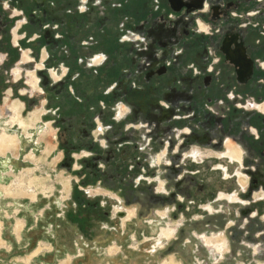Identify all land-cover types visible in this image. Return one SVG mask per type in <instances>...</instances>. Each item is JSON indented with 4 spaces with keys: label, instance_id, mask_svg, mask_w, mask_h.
<instances>
[{
    "label": "rangeland",
    "instance_id": "rangeland-1",
    "mask_svg": "<svg viewBox=\"0 0 264 264\" xmlns=\"http://www.w3.org/2000/svg\"><path fill=\"white\" fill-rule=\"evenodd\" d=\"M6 1H0L1 23L12 28L29 24L32 18L11 15L20 14L21 8L32 11L40 4V19L46 30H50L52 10L59 9L61 3L18 0L9 6ZM161 1L163 7L152 15L154 1L139 0V5L129 10L131 16L122 17L121 21L107 16V12L104 15L96 2L98 23L88 27L89 32L87 28L75 27L66 33L64 24L57 23L54 29L58 31L52 36L57 38L58 47L52 44L46 50L33 42L30 50L35 61L21 65L20 77L14 76L13 69L28 48H18L13 52L18 58L6 62L8 72L1 71L3 84L0 83V96H7L5 103L0 99V264L54 263L52 243L61 252L81 247L75 226L72 233L66 219L89 217L95 222L90 226L92 230L99 227L98 220L113 216H123L125 222L135 216V210L114 208L122 198L149 206L184 198L208 201L221 192L236 193L243 201L241 204L220 199L228 203L235 233L242 234L235 244L264 264V146L253 143L249 129L234 120L244 118L242 109L228 98L226 104L215 109L213 101L202 97L204 106L197 111L193 104L183 103L178 97L166 100L164 93L172 90L167 88L164 78L156 76L150 83L143 79V68L151 59L161 57V50L151 54L147 47L156 36L171 29L180 31L188 23L190 35L183 36L187 43L193 31L200 29V20L213 26L211 10L174 12L168 0ZM81 3L78 2V13L82 11ZM1 23L0 28L5 29ZM141 25L147 29L144 33L139 31ZM175 34L171 32L170 42L175 41ZM136 35L138 39H134ZM45 36L50 38L48 32ZM176 44L177 41L170 48ZM44 52L45 65L37 69L41 88L34 89L35 82L32 80L31 86L28 72L36 70ZM198 53L194 56L200 59L196 70L192 69L193 55L186 56L185 64L192 61L191 74L213 75V50L207 52L206 59ZM200 53L205 54L204 50ZM97 54L106 56L99 65L94 63ZM52 70L60 76L66 71V75L56 81ZM225 72H229L228 66L224 67ZM173 76L170 72V79ZM179 85V81L174 84L178 91ZM18 99L26 106L24 113L13 104ZM14 107L18 110L14 111ZM255 109L249 107L246 112ZM120 111L124 112L122 117ZM165 111L170 112V117L162 120ZM220 112L224 115L223 123L213 122ZM228 140L243 148V165L221 157L227 152ZM164 150L166 154L159 160ZM239 170L244 174V185L239 182ZM158 214L165 215L160 209ZM37 222L38 228L34 229ZM51 224L58 230L55 238ZM156 227L155 233L159 230ZM169 227L176 231L170 224L164 228ZM162 228L159 235L154 234L157 244L174 235H162ZM217 236L218 243H227L223 232ZM117 249L112 246L110 253ZM227 249L226 244L223 254ZM70 262L69 257L60 264Z\"/></svg>",
    "mask_w": 264,
    "mask_h": 264
},
{
    "label": "crops",
    "instance_id": "crops-1",
    "mask_svg": "<svg viewBox=\"0 0 264 264\" xmlns=\"http://www.w3.org/2000/svg\"><path fill=\"white\" fill-rule=\"evenodd\" d=\"M13 1H15L14 4L18 3V0H7L6 2L7 4L9 3L8 5L10 6V2L13 3ZM55 1L61 3L59 6L60 8L52 10L50 14V30H46L43 20L40 19L43 15L42 12H40L42 9L40 4L38 8L34 7L32 11L21 8L22 11L20 14L11 15L12 18L19 17V15L25 17L26 20L32 18V23L28 21L29 24L24 25L21 23V25H16L13 28L11 25H7L1 32L0 59L2 58V60H0V63H2L1 66L3 67L0 68V83L3 84L1 71H7L5 67L7 63L18 58L15 57V54L13 53L16 52L18 48L20 50L23 48L31 49L33 42L39 43L41 47L46 50L49 45L52 44H54L55 47H58L59 42L57 41V38L54 39L52 36L55 31H58L54 29V27H58V25H56L57 23L61 25L64 24L63 27L65 28L66 33L75 30V27L82 29L87 28L86 30L89 32L90 29H88V27L98 23L96 18L99 16V8L94 7L96 2H98V5L102 8L104 15L107 12V16H113L115 20L119 19L120 21V18L122 17H130L131 13L129 10H133L135 5H139V0H87L86 5L88 6L85 7L86 9L84 11L82 9V11L78 13V2L82 0ZM153 1V7H151V11H153L151 12L152 15L157 13V8L160 6L163 7L161 0ZM14 9L18 10L16 7ZM125 10H128L127 15L123 14V11ZM112 11L114 12L113 14H111ZM237 16H244V12L237 13ZM77 17H79V19H77ZM105 23L106 20H104V23L101 26L103 29L106 26ZM223 24L224 23H220L214 28L213 26L210 27L206 25V30L197 29L193 31V36L190 37L187 43L184 41V37L182 39L181 34H179V41L176 44L179 47H169L167 64H181V67L178 68L179 72L184 66L190 68L189 65L192 61L185 64L187 54L190 56L193 55L192 57L195 59L194 56L201 50L211 53L213 50V44L220 38V31ZM235 24H233V26L228 24V27H226L228 29H233ZM17 27H19L20 31L22 30L19 42H21V44L25 43V47L16 44L14 41V29ZM46 31L50 34V38L45 36V33H47ZM175 47L177 50H175ZM171 50L173 53H171ZM15 68L23 70L20 65ZM192 69H197L194 67L193 63ZM258 83L259 80L258 77H256L252 84L237 88L242 90V93H239L238 95L232 93V98L230 99L236 103V106H238L237 108L242 109V105L239 103L238 98H242L244 95L247 96L254 86L258 85ZM11 90L13 91L12 88ZM208 95L213 96V87ZM0 99H2L1 96ZM6 99L7 96H5L1 102L5 103ZM13 104H17L19 111L24 113L26 106L22 104L21 99H18V101ZM203 106L204 104L201 103V108ZM214 111L215 110H213V112ZM249 133L250 135L248 136L253 134L256 135L255 128L251 127ZM240 143L244 144L243 140H241ZM248 143L249 142L247 141V146H249ZM218 197L216 196L215 199L208 201L190 200L185 198L181 200L174 199L160 204L152 203L149 206L135 204L134 202L124 200L121 197L122 199H120L118 204L114 205V208L119 207L125 211L129 209L135 210V216L125 222H123V216H113L104 221L98 220L99 227L97 230H92L90 227L94 225L95 222L89 217L77 218L76 221L74 219L73 221L66 219L65 224L70 227L69 229H71L72 233L75 226L77 238L81 241V247L76 250L67 249L61 252V250L57 249V245L54 247L52 243L51 252L54 253L55 250L52 257L55 262H57L52 264H60L61 260L68 259L69 257L71 258L70 264H169L172 261L176 264H261L260 261H257L254 258L253 253H250L246 248L239 247L238 243L235 244V241L240 240L242 234H239L238 232L235 233L234 223L232 222L233 218L228 210V203L223 202ZM30 201L33 202L32 200ZM207 205H211L214 210L206 208ZM159 209L163 211L165 215H159ZM155 212L156 215L154 216ZM159 220H161V224H159ZM157 224L162 227H168L170 224L176 227V231L175 233H172V235L174 234L173 236L170 235L172 236L170 239H163L160 244H157L154 234L159 235L162 228H159ZM155 227L156 230L159 229L156 233L154 231ZM37 228L38 222L34 229ZM51 232L53 233V238L58 234L57 228H54V225L52 224ZM220 232H223L227 239V243L224 241V248L227 244L228 249L224 254V248L222 247L219 249L218 247V244L220 245L221 243H218L219 238L217 233ZM158 239L161 240L162 238L158 237ZM112 246L118 248L115 253H110V248Z\"/></svg>",
    "mask_w": 264,
    "mask_h": 264
},
{
    "label": "flooded vegetation",
    "instance_id": "flooded-vegetation-1",
    "mask_svg": "<svg viewBox=\"0 0 264 264\" xmlns=\"http://www.w3.org/2000/svg\"><path fill=\"white\" fill-rule=\"evenodd\" d=\"M83 1L84 0H82V2ZM86 1L87 0H85L84 2L85 7H86ZM211 11H213V27H215L216 24L218 26L220 23H224L220 31L219 40L213 44V75H206L205 77L196 74L193 75L190 72V68H188L187 66H184V68H182L181 71L179 72L178 68L181 67V64L168 65L167 64V60L169 58L168 49L169 47H171V44H173L175 41L178 42L179 38H177L178 40L175 39V41L170 42L169 39H166L164 35L160 34L156 36V39L150 42L147 47L148 49H150L151 54L156 53L155 50H161V57L160 59L158 58L151 59L150 64L147 65V67L143 68L142 71L143 79L145 83H150L151 81H153V79L156 76H160V78L162 79L164 78L166 80L167 88L169 90H172L170 92L164 93V97L166 100H170L171 98L178 97L179 100H181V102L187 104H193L195 110L200 111L201 103H203L202 97L206 98L205 100H207L208 102L213 101V104L215 105L214 106L215 109H220V105L226 104L225 102L227 98L228 99L232 98V93H234L235 95L242 93L241 92L242 90H239L237 88L242 87L244 85L252 84V82L255 81V78L258 77L259 80L258 85H255L247 96L244 95L242 98H238L239 103H241L242 105L241 111L242 113L245 114L244 118L241 120L235 118L234 120L238 121L240 125L244 127V129H250L251 127L256 128V135L255 134L251 135L252 142L264 146V0H213V7L211 8ZM240 12H244V16L242 17L237 16V13ZM200 22H202L205 26V29L202 28L200 29L206 30L207 27L204 21H200ZM1 24L4 27L7 26L6 25L7 23L4 24L3 22ZM228 24L232 26L233 24L235 25L233 29L232 28L228 29L227 28ZM3 30L4 29L0 28V32H2ZM15 30H14V39H15ZM189 30L190 28L188 23H184L182 25L181 37L185 35L189 36L190 35ZM139 31L144 33L145 31H147V29L144 28V25H141L139 27ZM17 33L19 34V38H20L21 33H19V27L17 29ZM133 37L134 39L139 38L138 35ZM18 39L17 40L15 39V41L17 42ZM225 40H228L230 42L229 49H231L232 51L237 50L240 46L244 48L245 58L252 64V71L250 73L244 72L242 74H239V67L236 66L229 59H227V55L223 51V46H224L223 43ZM160 43L165 44V46L160 45ZM25 52H24V61L31 62L32 58L30 56V52L28 53V56L25 55ZM204 53L205 54L199 52L198 56L199 57L201 56L202 58L206 59L209 56V54L207 53V51H204ZM95 58H97L96 61L97 63L95 62ZM95 58H94V63L96 65H99L102 62H104L106 56L104 54H97ZM199 60L200 59L198 58L194 59L193 64L195 68H197L196 63H200ZM43 66H44L43 63H39L37 65V69L43 68ZM225 66L229 67V72L224 73ZM18 69H19L18 77H20L21 71L20 68ZM170 72L174 74V76L171 79L169 77ZM28 73H29L28 75L30 76L29 83L31 84V86H32V80L35 82L32 88L34 89L39 88L40 83H39L38 75H36V72L31 71ZM52 76L56 79H60L61 77L58 76L55 71H52ZM178 81L180 82L179 91L177 90L178 86L177 87L174 86V84ZM160 82L161 81L159 80V83ZM212 87H213V96L208 95L210 94ZM249 99L253 101L251 102ZM227 105H230V102ZM249 107H254V108L256 107V109L253 112L250 111L246 112V110H248ZM214 112H216V110ZM168 117H170V112L165 111L161 115L162 120L167 119ZM214 121L222 124L224 121V115L222 117V113L220 112V116H216L213 118V122ZM99 122L101 121L99 120ZM231 125H234V122ZM227 143L233 144L231 140H228L226 142V146ZM238 147L242 150V161L239 164L243 165L242 162L244 159L243 156L244 151L242 147L240 146ZM166 150H164L163 153H161L163 154V156L166 154ZM227 152H228V147H227ZM226 154L222 155L221 157L222 158L227 157L229 160H231ZM236 173L237 175L238 173H240L244 176L241 170H239V172L237 171ZM221 194H226V193L221 192L219 194V199L226 200L221 197ZM240 202L242 203L243 201L240 200Z\"/></svg>",
    "mask_w": 264,
    "mask_h": 264
},
{
    "label": "bare ground",
    "instance_id": "bare-ground-1",
    "mask_svg": "<svg viewBox=\"0 0 264 264\" xmlns=\"http://www.w3.org/2000/svg\"><path fill=\"white\" fill-rule=\"evenodd\" d=\"M37 2V1H36ZM85 0L81 3L82 5H81V8L82 9H85ZM9 4V3H8ZM114 4V3H113ZM18 11V10H17ZM20 21V20H19ZM21 23V22H20ZM18 24V23H17ZM21 25V24H20ZM199 27L200 28H202V29H205V26H204V24L202 23V22H199ZM17 29H18V27H17ZM17 29L15 30V38H16V40L19 38V34L17 33ZM22 31V30H21ZM21 31H20V29H19V33H21ZM13 33V32H12ZM26 33V32H25ZM24 36V35H23ZM14 41H15V39H14ZM15 43L16 44H20V46H26V44L24 43V44H21V42H19V39H18V41L16 42L15 41ZM27 50H29V51H27ZM27 50H24V52L25 51H27V52H25V55L26 56H28V53L30 52V56H31V58H32V60H31V62H33V61H35V59H34V57L31 55V50L28 48ZM24 52H23V56H22V60L20 61V63H19V65H20V67H21V65L23 64V63H26V64H30L31 62L30 61H24ZM46 52V51H45ZM45 52L43 53V55H42V62L41 63H43V65H45L44 63H45V61H44V57H45ZM99 59V58H98ZM40 60V61H41ZM97 61V58H95V62ZM101 61V60H100ZM97 63V62H96ZM39 63H37L36 64V70H35V72H36V75H37V65H38ZM44 67V66H43ZM22 68V67H21ZM39 69V68H38ZM40 69H42V68H40ZM20 75H21V73H22V70L20 69ZM52 71H55L56 73H57V71L56 70H52ZM34 72V71H33ZM17 74V78H18V76H19V69L18 68H15L14 69V76L16 77V74ZM66 73V71L63 73V75ZM57 75L58 76H60L58 73H57ZM63 75H61V77H60V79L62 78V76ZM66 75V74H65ZM38 78H39V83H40V77L38 76ZM60 79H56V78H54V80H56V81H58V80H60ZM55 82V81H54ZM16 110H18L17 109V107H14V111H16ZM123 111H120V113H119V115H120V117H122V115H123ZM118 115V116H119ZM99 125H100V127H101V131H103L102 130V127H103V124L101 123V122H99ZM99 125H98V127H99ZM39 128V127H38ZM104 133V132H103ZM183 133V132H182ZM187 133H189V132H187ZM96 134V133H95ZM233 142V141H232ZM235 143V142H234ZM237 145V144H236ZM236 145H233V144H231V143H227V147H228V152H227V156L232 160V161H234V162H238V163H241V161H242V150L238 147V146H236ZM167 146V145H166ZM166 146H165V148H166ZM241 147V146H240ZM179 148V147H178ZM243 149V148H242ZM168 151V150H167ZM196 151V150H195ZM87 153V152H86ZM188 153V152H187ZM197 155V154H196ZM162 156H163V154H160L159 156H158V159L160 160L161 158H162ZM172 156V155H171ZM198 156V155H197ZM243 156H244V154H243ZM196 157V156H195ZM201 159V158H200ZM198 160V159H197ZM238 177H239V182L240 183H242V185H244L245 183L243 182V175L242 174H240V173H238ZM264 194V193H263ZM221 197L222 198H224V199H226L227 201H229V202H231V203H236V202H238V201H240V199L237 197V195L236 194H221ZM206 208H208L209 210H213V207L211 206V205H207L206 206ZM175 232V229H171L170 227L168 228V230L166 229V228H164L163 230H162V235H164V236H166L167 234H170V233H174ZM208 240V239H207ZM224 245H225V243L223 242V243H221L220 245H218V247H219V249H221L222 247L224 248Z\"/></svg>",
    "mask_w": 264,
    "mask_h": 264
},
{
    "label": "water",
    "instance_id": "water-1",
    "mask_svg": "<svg viewBox=\"0 0 264 264\" xmlns=\"http://www.w3.org/2000/svg\"><path fill=\"white\" fill-rule=\"evenodd\" d=\"M204 1L205 0H168V3L174 12H181L183 10H187L189 12L201 8ZM171 32H176L174 35L176 39L179 37V30L176 31L174 29H171L166 33L162 32V35L165 37H171ZM160 45L165 46V44L162 43H160ZM223 45V51L226 53L227 59L239 67V74L244 72L250 73L252 71V64L245 58V50L242 46H240L237 50L232 51L229 49L230 42L228 40H225Z\"/></svg>",
    "mask_w": 264,
    "mask_h": 264
},
{
    "label": "built area",
    "instance_id": "built-area-1",
    "mask_svg": "<svg viewBox=\"0 0 264 264\" xmlns=\"http://www.w3.org/2000/svg\"><path fill=\"white\" fill-rule=\"evenodd\" d=\"M213 7V0H205L203 3H202V7L199 8V10H204V11H208V10H211V8ZM198 26H199V22H198ZM181 34H182V28L180 29L179 31ZM166 39H168L167 37H165ZM170 41V40H169ZM209 69V68H208ZM211 70V69H209ZM208 70V72H210Z\"/></svg>",
    "mask_w": 264,
    "mask_h": 264
}]
</instances>
